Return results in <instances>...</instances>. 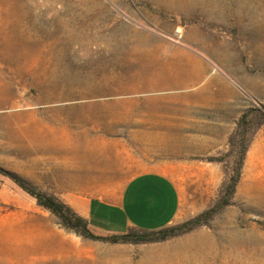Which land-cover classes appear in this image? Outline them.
<instances>
[{
  "label": "rangeland",
  "instance_id": "374dc122",
  "mask_svg": "<svg viewBox=\"0 0 264 264\" xmlns=\"http://www.w3.org/2000/svg\"><path fill=\"white\" fill-rule=\"evenodd\" d=\"M263 101L264 0H0V166L62 200L160 171L192 218ZM254 139L232 203L153 243L83 238L0 174V264H264V123Z\"/></svg>",
  "mask_w": 264,
  "mask_h": 264
},
{
  "label": "crops",
  "instance_id": "0c3cea01",
  "mask_svg": "<svg viewBox=\"0 0 264 264\" xmlns=\"http://www.w3.org/2000/svg\"><path fill=\"white\" fill-rule=\"evenodd\" d=\"M259 129L260 126L253 133L249 148ZM63 201L86 218L92 232L99 235L121 234L129 229H159L187 219L177 183L160 171L130 176L120 190L109 197L72 194Z\"/></svg>",
  "mask_w": 264,
  "mask_h": 264
},
{
  "label": "trees",
  "instance_id": "16d2710c",
  "mask_svg": "<svg viewBox=\"0 0 264 264\" xmlns=\"http://www.w3.org/2000/svg\"><path fill=\"white\" fill-rule=\"evenodd\" d=\"M264 123V101L259 106H250L241 112L235 122L234 129L228 135V144L233 153V165L230 173L221 182L216 200L207 209L183 222L168 225L159 229H129L125 233L99 235L92 232L86 218L79 215L69 204L57 196L43 191L16 172L0 166V174L9 178L24 192L33 197L42 208L50 211L58 219L62 227L90 240L109 243H153L179 236L195 228L205 225L224 207L232 203L236 186L240 180L246 153L249 148L250 135Z\"/></svg>",
  "mask_w": 264,
  "mask_h": 264
},
{
  "label": "bare ground",
  "instance_id": "6f19581e",
  "mask_svg": "<svg viewBox=\"0 0 264 264\" xmlns=\"http://www.w3.org/2000/svg\"><path fill=\"white\" fill-rule=\"evenodd\" d=\"M199 74H200V70L199 71L191 72L190 75H187V85L190 84L191 82H195V81L199 80V78H200Z\"/></svg>",
  "mask_w": 264,
  "mask_h": 264
}]
</instances>
